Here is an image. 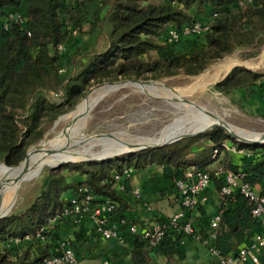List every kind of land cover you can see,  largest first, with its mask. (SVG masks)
<instances>
[{
  "label": "trees",
  "instance_id": "16d2710c",
  "mask_svg": "<svg viewBox=\"0 0 264 264\" xmlns=\"http://www.w3.org/2000/svg\"><path fill=\"white\" fill-rule=\"evenodd\" d=\"M22 3L25 7L21 19H11L9 9L19 8ZM195 20L208 21V31L181 37L174 43L158 40L167 27L179 30ZM86 22L90 23V31L98 28L105 34V47L79 56L68 53L63 62L73 35L81 32ZM3 23L7 24L6 29ZM60 44L64 51L59 50ZM263 44L264 0H245L242 4L237 0H0V161L8 167L18 165L27 147L41 139L45 124L73 109L94 84L178 73L196 75L236 49L246 50L243 59L255 56ZM212 88L224 95L262 89L264 71L233 66ZM59 92V100L53 101L51 93ZM260 95L264 101V94ZM199 137L209 140L212 146L234 141L221 128H212L193 136L186 147L170 148L183 138L110 160L66 163L78 174L77 183L68 181L57 167L51 168L45 186L28 206L0 218V243L25 234L31 236L18 244H0V264H40L45 255L55 251L60 241L51 248L52 227L41 231L43 239L36 234L62 211L78 185L85 184L96 198L107 197L118 211L124 203L115 190L113 174H122L124 167L155 161L163 165L165 174L177 177L188 165L195 166L210 173L219 190L222 178L213 176V169H207L200 161L201 152L206 153L209 148L203 146L198 153L193 150L202 146L197 144ZM232 145L252 151L244 180L253 186L260 184L259 193L264 194V144ZM209 151L212 153L213 147ZM221 163L237 170L226 155ZM233 201L235 207L221 213L215 228L213 245L222 257L234 256L240 246L250 241L251 229L259 227L252 215L253 202L239 192L221 196L220 207ZM181 236L176 231L168 232L157 246L151 247L137 234L131 252L134 264H145L151 250L165 257L181 255Z\"/></svg>",
  "mask_w": 264,
  "mask_h": 264
},
{
  "label": "rangeland",
  "instance_id": "374dc122",
  "mask_svg": "<svg viewBox=\"0 0 264 264\" xmlns=\"http://www.w3.org/2000/svg\"><path fill=\"white\" fill-rule=\"evenodd\" d=\"M89 25L90 23L86 22L82 31L76 32L73 35V41L66 48V54L62 56L63 62L66 61L68 53H74L79 56L84 51H97L105 47V34L98 28L90 31ZM245 51L243 49H236L226 56H235L240 60L261 62L258 68H250L254 71H264V44L258 54L250 58L243 59L241 57L246 53ZM151 54L154 55V52ZM213 63L209 64L206 68ZM200 73L196 75L178 73L154 79L134 80L144 82L157 81L151 83L152 85H158V87L154 86L153 88L148 84L141 88L142 85L136 86L134 83L125 84L124 81L118 82L119 84L124 83L123 85L121 84V87H116L105 92L104 90L101 91L100 87L109 82L94 84L90 86L89 90L94 88L93 90H97L98 92L87 110L83 123L78 115L79 103L88 92H86L85 96L81 98L73 109L62 113L54 121L46 123L41 139L28 146L27 150L29 151L31 147L46 138H61L63 133L77 130L82 124L84 137L88 135L104 137L118 131L126 132L130 136L149 135L164 137L175 131L176 125L180 120L188 116L192 119L193 116L199 115L215 116L240 133L248 131L264 132V101H262L263 96L260 95V93L264 94V88H258L255 91H245L242 94L224 95L212 88V82L204 89L193 90L192 92L193 78ZM50 98L53 101H58L60 97L53 96ZM96 133L102 134L98 135ZM192 137L188 139L185 137L184 140L172 144L170 148L177 146L186 147ZM203 139V137H199L197 139L198 143H202ZM230 142L234 143L237 141ZM125 154L127 153L117 156L120 157ZM66 163L68 164L69 162H63L61 166L57 167L58 172L63 174L68 181H75L77 183L78 174ZM50 169L51 167L46 166L35 176L27 177L19 182L16 189L15 201L5 211L0 212V214L5 212L9 214L28 206L39 190L45 186ZM1 176L0 174V182ZM195 234L196 232L190 235L194 240H196ZM65 239L67 240V238L62 240Z\"/></svg>",
  "mask_w": 264,
  "mask_h": 264
},
{
  "label": "crops",
  "instance_id": "0c3cea01",
  "mask_svg": "<svg viewBox=\"0 0 264 264\" xmlns=\"http://www.w3.org/2000/svg\"><path fill=\"white\" fill-rule=\"evenodd\" d=\"M24 7L25 3H22L19 8H10L9 16H22ZM168 29L170 27H167L159 35L158 40L160 42H167ZM197 144H202V146L193 148L196 153L201 152L203 146L209 149L213 147L209 140H203L202 143L197 142ZM209 149L206 153L201 152L200 160L207 169H215L221 165L225 155L232 164L236 165L237 170L245 172L250 168L249 160L252 157V151L249 149L240 148L241 150L235 152L222 149L215 155ZM174 167V165L171 166L172 174ZM131 168L130 175H122L116 180L115 190L124 203V206L120 207L117 213L126 217L129 224H134L138 232L144 227L182 213L181 220L190 222L196 234L205 236L210 229L211 217L218 211L221 213L229 212L236 205V202L233 201L221 208L219 190L211 181L205 190L207 200L195 208L184 209L180 205L179 194L174 186V176L165 174L162 164L154 161L144 166ZM118 184H123L124 189L120 190ZM135 187L140 189V197L138 198L132 194V189ZM260 188V184L255 185L257 191ZM102 198L104 197H97L96 199ZM49 226L52 227L49 234L51 248L54 247L55 242L67 238L83 264H98L102 261H106L107 264H134L131 252L137 233H131L127 228L121 229L122 240H118L116 238H102L96 232L94 223L87 217L82 218L78 224L62 220L51 223ZM260 232V227L252 228L250 240L259 235ZM0 244L1 246H8L9 243L1 242ZM178 246L181 251L179 256L165 257L156 250L149 251L148 261L145 264H219L217 256L211 254L203 243L194 240L191 236L182 237ZM256 253L259 257V264H264V245L257 247Z\"/></svg>",
  "mask_w": 264,
  "mask_h": 264
},
{
  "label": "built area",
  "instance_id": "2783aa9c",
  "mask_svg": "<svg viewBox=\"0 0 264 264\" xmlns=\"http://www.w3.org/2000/svg\"><path fill=\"white\" fill-rule=\"evenodd\" d=\"M245 0H237L242 4ZM13 20H20L21 16H10ZM3 29L7 28V24L3 23ZM209 22L202 20H195L190 24L183 25L179 30L174 28L168 29L166 41L169 43L177 42L181 37L192 34H204L208 31ZM60 51L64 50L63 45L58 46ZM63 68L60 69L62 73ZM53 96H59L61 93H51ZM235 152L237 149L232 143L229 144L227 140L219 142L213 146L212 153L215 155L220 150ZM131 167H124L122 174L114 173L113 176L117 180L120 176L130 175ZM213 176L222 178L223 183L219 188L220 196H229L234 192H239L249 201L253 202L252 215L259 221L261 232L255 238L251 239L246 244L240 246L234 256L228 255L226 257L220 256L218 250L215 249L213 242L216 238L215 228L218 226L221 218V212L215 213L209 222V232L205 236L195 234L196 240L203 243L209 252L217 256L219 264H259V257L256 253V248L264 245V194H260L255 189V186L244 180L245 172L242 170H232L222 165L213 169ZM211 183V175L204 172L195 166H190L184 170L183 174L174 177V186L177 189L180 198V205L184 209L195 208L207 200L205 190ZM119 189H124L123 184H118ZM132 194L138 198L140 197V189L135 187L132 189ZM92 193L91 189L85 184L78 185L73 192L67 197L66 204L63 206L62 211L52 217L48 224L41 227L40 232L36 234L37 237L43 239L41 231L51 223L67 220L72 224H78L82 218H89L95 225L96 232L104 239L116 238L122 240L121 229L127 228L131 233H137L142 239L146 240L151 247L163 239V237L172 231L182 234L181 237L193 235L194 228L188 221L181 220L182 213H178L144 227L140 232L134 224H129L126 217L117 213L115 204L104 197L98 201ZM29 234L23 235L21 238H12L8 243L18 244L23 241L30 240ZM40 264H83L79 257L76 255L71 243L67 240H62L58 243L53 253L45 255ZM98 264H107L102 261Z\"/></svg>",
  "mask_w": 264,
  "mask_h": 264
},
{
  "label": "bare ground",
  "instance_id": "6f19581e",
  "mask_svg": "<svg viewBox=\"0 0 264 264\" xmlns=\"http://www.w3.org/2000/svg\"><path fill=\"white\" fill-rule=\"evenodd\" d=\"M261 62H253L250 60H240L235 56H226L219 61L213 63L209 69L204 70L195 76L191 90H202L212 82L218 80L234 65H242L251 68H258ZM157 81H125L124 83H134L136 86L148 84L152 88L158 85L151 83ZM124 83H121L122 85ZM118 82L105 83L101 85V91L108 92L122 85ZM90 89L84 99L79 103L78 115L84 122L87 110L94 100L97 90ZM99 89V88H98ZM195 92V91H194ZM215 123L222 124L229 128L236 136L247 140H257L262 132H238L224 122L210 115H199L190 118V116L180 120L176 125L174 132L168 136H130L126 132H113L107 136L99 137L97 135L83 136V124L77 130H72L62 134L61 138L45 139L27 150L26 157L21 163L13 168L6 167L0 163V212L5 211L15 201L16 189L23 179L35 176L44 167L54 166L63 162H77L85 158L109 157L121 154L136 145H151L164 142L176 136L197 131L204 127H210ZM68 133L67 135H64ZM127 149V150H125ZM119 151V152H118Z\"/></svg>",
  "mask_w": 264,
  "mask_h": 264
},
{
  "label": "water",
  "instance_id": "95a60500",
  "mask_svg": "<svg viewBox=\"0 0 264 264\" xmlns=\"http://www.w3.org/2000/svg\"><path fill=\"white\" fill-rule=\"evenodd\" d=\"M234 66H242V65H234ZM242 67H245L247 69H251L250 67H246V66H242ZM210 66L208 68H205L204 70L206 69H209ZM203 70V71H204ZM252 70V69H251ZM230 71V70H229ZM228 71V72H229ZM228 72H226L225 74L222 75V77L216 81L213 82V84H215L216 82L220 81L221 79H223L227 74ZM134 80H139V79H122V80H116V81H107L109 83L111 82H124V81H134ZM104 83V82H103ZM88 92V91H87ZM212 128H221L232 140L234 141H237V142H240V143H245V144H264V132H262V134L260 135V137L257 139V140H247V139H244V138H240L238 136H236L229 128L223 126L222 124H219V123H215L213 124L212 126L210 127H204V128H201L197 131H194V132H190V133H185V134H182V135H179V136H176L174 138H171L169 140H166L164 142H161V143H157V144H151V145H136L135 147H132L131 149L123 152V153H133V152H136V151H139V150H144V149H156V148H160V147H163L165 145H168L170 143H173L177 140H180L182 138H185V137H191V136H195V135H198V134H201V133H205L207 132L208 130L212 129ZM98 135H101L102 133H96ZM121 153V154H123ZM26 154H27V150H26ZM117 155H120V154H117ZM117 155H113V156H109V157H100V158H85V159H82L80 161H87V160H100V161H103V160H110L112 158H116L118 157ZM26 156V155H25ZM25 158V157H24ZM0 163L4 164L3 161H0ZM21 163V161H20ZM19 163V164H20ZM18 164V165H19ZM63 163H59L57 165H54V166H51V168H55V167H58V166H61ZM5 165V164H4ZM6 212L5 213H2L0 214V218L1 217H4L6 216Z\"/></svg>",
  "mask_w": 264,
  "mask_h": 264
}]
</instances>
